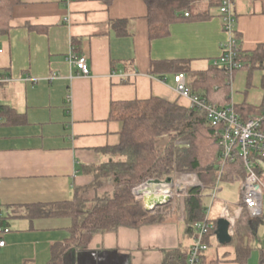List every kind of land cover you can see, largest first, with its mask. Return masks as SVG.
Wrapping results in <instances>:
<instances>
[{
    "label": "crops",
    "instance_id": "1",
    "mask_svg": "<svg viewBox=\"0 0 264 264\" xmlns=\"http://www.w3.org/2000/svg\"><path fill=\"white\" fill-rule=\"evenodd\" d=\"M232 1L242 48L264 45V0ZM118 20H127L129 34L116 32ZM227 38L219 11L173 23L168 36L151 39L145 0H72L68 7L61 0H22L0 35V72L12 77L0 84V106L23 117L0 121V203L11 228L0 264H48L53 245L70 238L71 220L46 213L72 200L77 188L99 193L89 168L110 160L102 149L119 141L121 124L109 120L113 101L157 96L191 107L177 93L174 73H152V65L184 60L205 70ZM72 51L88 56L89 76L78 75ZM248 75L246 69L234 74V106L263 102L264 71L254 72L251 85ZM193 240L184 218L171 214L140 228L97 233L87 248H70L64 264H161L167 251H189ZM216 254L220 264H238L229 244Z\"/></svg>",
    "mask_w": 264,
    "mask_h": 264
},
{
    "label": "trees",
    "instance_id": "2",
    "mask_svg": "<svg viewBox=\"0 0 264 264\" xmlns=\"http://www.w3.org/2000/svg\"><path fill=\"white\" fill-rule=\"evenodd\" d=\"M107 4L114 0H103ZM224 0H145L148 7L149 36L151 39L166 37L170 26L183 20H204L219 11ZM22 0H0V35L10 29L14 8ZM189 15L186 16L185 13ZM119 35H127V20L113 24ZM236 36L241 41L238 32ZM76 42V41H75ZM239 59L248 70V83L251 85L253 74L264 71V45L255 50L242 48ZM158 67V68H157ZM240 69V70H241ZM186 73L191 79L190 89L199 93L204 90L208 102L222 107L231 105V81L225 70L210 64L205 70H194L190 61L171 60L152 65V73ZM236 73V72H235ZM264 90V75L262 77ZM243 121L250 117L262 118L264 130V99L261 105L242 103L234 106ZM3 122L21 123L23 117L6 105L0 106ZM109 120L121 124L119 141L114 146L103 148L110 160L98 167L89 168L96 177L92 188L103 186V178H112V189L96 193L92 198L85 197L87 188H77L72 200L53 205L46 213L53 217H67L71 220L70 238L53 245L52 259L48 264H64V257L70 248L84 249L89 246L97 233L117 231L120 227L140 228L143 225L160 222L171 214L184 218L187 230L195 236L191 223L205 219L206 199L199 187L189 189L185 212L150 214L143 205L136 202L132 189L150 179L166 180L176 172H194L206 188L213 187L220 176V163L223 146L217 135V126H212L206 112L196 107H185L177 102L157 96L148 99L120 100L111 104ZM167 138L163 146L160 142ZM257 171L264 180V158L254 155ZM247 175L244 159L237 149L226 159L221 174L223 183L242 182ZM218 217L212 219L217 224ZM264 214L254 217L245 206L237 220L229 244L235 248V261L249 264L254 250V242L259 233ZM216 227L205 236V242L212 244ZM218 245H223L218 243ZM264 248V247H263ZM189 251L170 250L165 253L161 264H187ZM219 258L209 259L206 252L200 256L199 264H220ZM264 263V249L261 264Z\"/></svg>",
    "mask_w": 264,
    "mask_h": 264
},
{
    "label": "built area",
    "instance_id": "3",
    "mask_svg": "<svg viewBox=\"0 0 264 264\" xmlns=\"http://www.w3.org/2000/svg\"><path fill=\"white\" fill-rule=\"evenodd\" d=\"M66 6H70L72 0H61ZM189 15L188 12L185 13ZM220 16L223 21V29L227 33V40L222 43L220 55L214 59L213 64L228 74L231 84L235 72L243 66L239 59L242 51L241 41L236 36V14L232 0H224L220 7ZM69 20V17L66 18ZM2 49H0V52ZM70 61L79 69L81 76H89L91 70L86 54H77L72 51ZM12 79L9 73L0 72V84L9 82ZM31 79V78H30ZM175 89L177 93L191 102V107L202 109L206 112L208 122L212 126H217V135L223 146L221 154L220 176L216 184L211 188H206L198 175L194 172H176L172 176V181H155L150 179L132 189V194L136 200L143 205L150 214H165L167 212H185L186 198L189 189L200 188V195L209 199L210 205L206 203L205 219L191 223L195 230L193 244L190 247L187 257V264H199L200 256L208 251L209 244L205 242V236L217 224L212 222L211 213L216 200L221 202L219 208V218H226L230 223V234L233 235L234 227L246 206L250 214L254 217L264 214V180L260 177L256 163L252 159L254 155L264 158V130L262 129V118L250 117L243 121L235 110L234 105L226 107L208 102L205 95L194 93L187 82L186 73L174 75ZM2 118L0 117V121ZM237 149L244 159L247 175L241 182V197L238 203L234 204L220 198L222 191L221 174L224 169L226 159ZM2 180L0 174V182ZM3 207L0 203V253L7 245L6 236L11 228L3 223ZM264 245V239H263ZM264 264V263H263Z\"/></svg>",
    "mask_w": 264,
    "mask_h": 264
},
{
    "label": "rangeland",
    "instance_id": "4",
    "mask_svg": "<svg viewBox=\"0 0 264 264\" xmlns=\"http://www.w3.org/2000/svg\"><path fill=\"white\" fill-rule=\"evenodd\" d=\"M167 138H163L160 142V145L163 146L167 143ZM201 180V179H200ZM112 178L103 180V186H100L99 189V193H103L106 190H110L112 189ZM222 191L220 193V198L223 200H227L231 203H238L241 197V183L240 182H235V183H222ZM83 195L85 197H88L89 199L92 198L94 195L93 193L90 191L83 193ZM206 203L208 205H210V201L207 198ZM221 202L216 200L214 205H213V209H212V213H211V219H215L219 213V208H220ZM263 239H264V222H262L260 224L259 227V233L258 236L256 237V240L254 242V250L252 253V256L249 260V264H258L259 261V256H260V249L264 247L263 245ZM218 241L217 239H213L212 240V244L209 247L208 251H207V256L209 259H213L217 257V249H218ZM264 249V248H263Z\"/></svg>",
    "mask_w": 264,
    "mask_h": 264
},
{
    "label": "water",
    "instance_id": "5",
    "mask_svg": "<svg viewBox=\"0 0 264 264\" xmlns=\"http://www.w3.org/2000/svg\"><path fill=\"white\" fill-rule=\"evenodd\" d=\"M160 181V180H155ZM166 181L171 182L172 177H168ZM230 223L226 218L220 217L217 220V228L215 236L220 244H230L232 242V234H230Z\"/></svg>",
    "mask_w": 264,
    "mask_h": 264
}]
</instances>
